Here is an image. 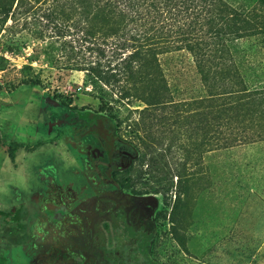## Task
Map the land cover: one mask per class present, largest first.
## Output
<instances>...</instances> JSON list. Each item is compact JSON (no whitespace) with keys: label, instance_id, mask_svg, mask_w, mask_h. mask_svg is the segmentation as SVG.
<instances>
[{"label":"rangeland","instance_id":"1","mask_svg":"<svg viewBox=\"0 0 264 264\" xmlns=\"http://www.w3.org/2000/svg\"><path fill=\"white\" fill-rule=\"evenodd\" d=\"M222 1L242 14L263 8ZM78 20L53 0H0V210H32L33 194L46 187L40 171L59 185L83 181L77 146L99 147L105 123L134 155L115 181L156 202L152 259L264 264V38L229 37L224 57H211L234 65L224 74L201 72L185 50L104 74L91 68L127 61ZM13 142L23 145L14 161ZM14 228L0 227V264H30L27 236Z\"/></svg>","mask_w":264,"mask_h":264},{"label":"trees","instance_id":"2","mask_svg":"<svg viewBox=\"0 0 264 264\" xmlns=\"http://www.w3.org/2000/svg\"><path fill=\"white\" fill-rule=\"evenodd\" d=\"M259 2L262 9L242 14L222 0H53L54 7L62 9L64 14L76 13L90 37L114 41L112 54L127 61L125 67L119 69L116 65L105 70L92 67L91 70L104 74L116 70L118 75L133 72L132 68L126 69L132 60L170 50L190 53L196 58L201 72L224 74L232 70L234 65L214 63L211 57H224L229 37L260 35L264 38V0ZM6 12L4 9L5 15ZM258 19L261 21L257 22ZM244 92L262 94L247 89ZM107 132L111 133V130L105 123L98 125L99 136ZM19 146L14 144L13 148ZM13 148L9 149L10 154H13ZM121 150H124V144L115 138L113 151L117 154ZM115 239L114 253H99V260L112 264H159L150 256L153 234L143 237L129 234Z\"/></svg>","mask_w":264,"mask_h":264},{"label":"flooded vegetation","instance_id":"3","mask_svg":"<svg viewBox=\"0 0 264 264\" xmlns=\"http://www.w3.org/2000/svg\"><path fill=\"white\" fill-rule=\"evenodd\" d=\"M112 139L107 132L105 137H98L100 148L91 143L77 146L84 156L83 181L79 184L59 185L40 171L46 187L33 194L32 210L23 206L0 210V227L14 224V234L27 236L30 264H112L99 260L98 254L114 253L113 238L154 235L156 202L151 197L127 194L117 184L115 171L127 166L134 155L128 150L114 153ZM106 142L110 143L107 147ZM11 144L20 145L13 154L8 147L9 158L14 161L23 145ZM3 245L1 240L0 247Z\"/></svg>","mask_w":264,"mask_h":264}]
</instances>
